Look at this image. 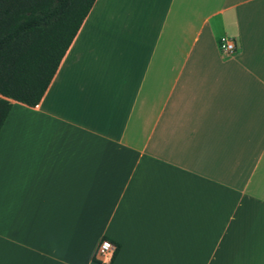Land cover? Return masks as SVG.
<instances>
[{
	"label": "crops",
	"instance_id": "0c3cea01",
	"mask_svg": "<svg viewBox=\"0 0 264 264\" xmlns=\"http://www.w3.org/2000/svg\"><path fill=\"white\" fill-rule=\"evenodd\" d=\"M11 102L0 264H264V0H94Z\"/></svg>",
	"mask_w": 264,
	"mask_h": 264
},
{
	"label": "trees",
	"instance_id": "16d2710c",
	"mask_svg": "<svg viewBox=\"0 0 264 264\" xmlns=\"http://www.w3.org/2000/svg\"><path fill=\"white\" fill-rule=\"evenodd\" d=\"M94 0H0V128L11 100L35 106Z\"/></svg>",
	"mask_w": 264,
	"mask_h": 264
},
{
	"label": "built area",
	"instance_id": "2783aa9c",
	"mask_svg": "<svg viewBox=\"0 0 264 264\" xmlns=\"http://www.w3.org/2000/svg\"><path fill=\"white\" fill-rule=\"evenodd\" d=\"M217 47L219 52L226 56L234 54L238 49L235 40L227 35H222L218 38ZM117 249L118 245L114 241L102 238L97 243L93 257L101 264H110L117 254Z\"/></svg>",
	"mask_w": 264,
	"mask_h": 264
}]
</instances>
